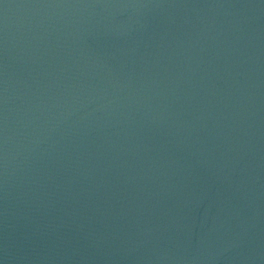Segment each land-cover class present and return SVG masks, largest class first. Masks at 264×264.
I'll list each match as a JSON object with an SVG mask.
<instances>
[{
  "label": "water",
  "instance_id": "1",
  "mask_svg": "<svg viewBox=\"0 0 264 264\" xmlns=\"http://www.w3.org/2000/svg\"><path fill=\"white\" fill-rule=\"evenodd\" d=\"M0 264H264V0H0Z\"/></svg>",
  "mask_w": 264,
  "mask_h": 264
}]
</instances>
